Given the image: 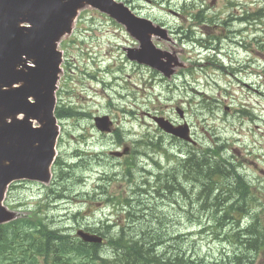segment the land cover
<instances>
[{"label":"rangeland","instance_id":"rangeland-1","mask_svg":"<svg viewBox=\"0 0 264 264\" xmlns=\"http://www.w3.org/2000/svg\"><path fill=\"white\" fill-rule=\"evenodd\" d=\"M168 2H171V8L180 11L181 8L178 7L182 3H188L190 6L193 0H168ZM135 3L138 11L143 12L144 16L148 14L167 25L176 22L174 18L159 11L156 7L151 6L150 8L146 1L136 0ZM90 22L94 27L93 33L90 31L86 32L77 47L70 49L75 61L74 65L76 63V70L72 73L76 74V77L80 75V78L86 75L85 72L89 75L99 76L93 70H97L98 66H94L89 71L85 69L87 57L94 56L91 53L94 46H89V51L86 52V46L92 37H94L92 40L94 45L97 43L102 45V51L108 41L112 45L133 46L132 44H134L122 30L96 13H93ZM240 27H246V25L233 23L235 30ZM260 35H262L261 32H252L249 38L251 44H255ZM245 37H247L246 33ZM236 52L240 58L250 57L248 52H243L240 49L236 48ZM113 55L118 56L116 53H113ZM262 55L264 56V54ZM106 64L105 62L101 68H104ZM246 67L248 71L245 77L240 79L241 82L239 83L244 81L243 84L249 85L252 93H255L254 95L250 93L249 90L251 89L247 87L244 89L230 80L229 88H238V91L229 94L227 99H224V96H221V91L215 89L212 85V91L208 90V93L212 94L215 99L205 105L206 101L201 98H204V96L198 94L201 97L194 98V101L197 103L202 102L203 104L201 103L197 107L193 105L194 124L199 122V118L201 123L197 127L202 133L206 131L207 124L201 120V113L206 114L208 108L220 100H224L227 102L226 105L230 106L232 104L236 108H242L244 105L252 103L256 108L254 110L251 108L250 110L255 111L261 119V121L247 120L241 118V115L238 114L230 123L225 124L218 121L216 128L219 131V138L215 139V141L204 142V145L208 146L210 143L217 145L221 141L236 140V143L230 144V147L225 148L222 145L221 149L224 152L226 151L225 156L230 152L232 156L239 157V159H253L249 165L238 162L231 163L242 174L241 178L237 177L231 182H223L222 185V188L228 191L225 195H229L236 187L243 188L245 183L249 187H253L251 198H248L249 206L244 211L235 213L233 216L235 220L231 218L220 220V217L226 212L221 210L222 206L229 207L231 205L230 195L225 197L220 194L221 192L213 191V185L197 187L194 180H188L192 182H185L186 186L184 185V181H187V178L183 176V172L189 169L190 163H188L187 159L183 160L177 152L178 162L171 158L173 154L168 148L169 152L166 156L160 155L158 159L146 160L140 157V152L134 147L136 153L132 159H135V162L139 159L137 166L128 165L130 163L126 159H114L116 160L114 161L108 157L110 151L116 149L114 144H108L105 141L95 142L90 138V135L97 136V134L87 122L84 120L75 121L74 119L60 122L61 137L59 140V155L67 163L68 168L70 167L71 177L65 176L60 183V187L57 185L52 186L51 189L54 190V194L51 197H45L50 189H46L48 186L41 187L35 184L23 185L19 183L9 190L5 205L16 212L18 216H24L29 213L28 207H32L33 204L42 201L46 207L51 206L49 217L55 222L47 221L49 224L55 225V228L69 230V233L76 234L78 229L76 227L81 226L92 230H100L113 238L117 237L115 233L119 227L107 228L105 227L106 222L115 224L117 217L124 215L125 212L121 211L120 208L114 207L113 203H109V205L106 202L107 197L118 198L120 202L128 196L140 197L138 200H143L146 203L145 205H140L142 211L136 217L131 213L129 219L120 222V224L122 226L125 225L128 235L132 233L129 235L130 237L136 235L135 239L137 241L146 244L150 243L154 249V254L157 256L185 257L186 262L188 259H192L197 263L225 264L234 257L235 253L242 252L243 255L248 256L244 264H264V243L258 245V247L251 244L252 246L249 245L246 251L244 247H241L242 242L238 236L240 232H245L252 223H255L256 228L259 227L260 233L264 235V171H260L264 167H255L254 162L257 161L258 155L260 156V146L264 147V98L258 92H255L256 90L264 94V68L260 65L257 66L256 63L254 69L259 70V74L255 76L251 74L253 68ZM134 69L133 66L129 67L126 65L125 70H122L124 71L122 76H128V79L126 78L127 82H125L127 84L125 93L128 98L125 101L121 102V93L117 88L112 89L113 104L110 107L106 105V102H100L101 88L96 89L94 93H90L87 102L82 96H79L82 110L108 114L115 119L117 124H120L123 130L122 135L126 134L123 137L128 139L124 142L125 145L136 144L133 136H136L137 140L141 139V137H155H151L147 133L149 130L146 128L145 110L148 107L159 105V101L153 98L152 101L145 100L143 97L146 94L148 96L159 91L158 95L163 99L160 101V106L165 110L170 105L178 106L180 101L184 99L183 92L182 95L177 96L176 94L174 97L162 92L161 90L165 85L155 81L151 83L149 81L151 77L147 78L145 76L142 82L137 83V79L140 77L136 73H132ZM151 74L154 75L155 73H150V76ZM86 78H89V76H86ZM87 83L88 81L84 78L77 86H74L76 84L74 82L72 89H75L77 94L83 93V90L88 86ZM178 83L180 85V82ZM92 85L94 86V84ZM151 87L153 90L150 89ZM187 88L186 94L193 93L191 92L193 87L188 85ZM196 91L199 92L198 90ZM131 100H136L135 104H132L134 102L132 101L131 103ZM92 101L99 102V106L96 107ZM223 106L224 104L222 103L216 105L217 108ZM184 108L186 109L187 107ZM122 111L124 114H122ZM190 113H188V116L192 118ZM248 116L250 115L248 114ZM82 117L86 118L85 115ZM174 117L176 118L175 113ZM217 117H223L222 113H216L214 120ZM256 124L258 126L254 129ZM233 130L235 134L232 132ZM240 132H242V135L239 134ZM112 137L107 136L109 140ZM81 152L82 157L77 156V158L71 159V156L73 157L77 153L81 154ZM209 152L214 153L212 151ZM221 154L222 152L218 150V155ZM198 160L202 164L200 165L201 170L205 171L206 168H210L209 161ZM204 163H209V165H204ZM218 165V162L213 163V166ZM193 169L191 172H195L199 168L196 165ZM66 171L63 172L66 173ZM169 176L171 178L173 176L176 177L183 189L176 192L173 197L165 196L160 190L168 182ZM202 177H207V175H202ZM261 177L263 178L261 179ZM145 182L148 183L146 186L143 185ZM177 186L175 185V187ZM171 188L175 191L174 187ZM60 191L64 195L73 196L66 198L67 200H57V195L60 194ZM186 192L187 194H185ZM245 202L247 203L245 197H241L240 201L237 202L242 210L246 206ZM137 203L140 202L137 201ZM67 209L70 211L69 216L64 215ZM136 209L139 210L137 207ZM78 212L80 214L74 218V215ZM257 233V230L252 231L253 235L249 233V240L251 239L250 237H254ZM155 238L160 239L155 241ZM262 241H264V238ZM107 247L106 253L109 254L112 248L109 247V244ZM227 257H229L228 260Z\"/></svg>","mask_w":264,"mask_h":264},{"label":"water","instance_id":"water-1","mask_svg":"<svg viewBox=\"0 0 264 264\" xmlns=\"http://www.w3.org/2000/svg\"><path fill=\"white\" fill-rule=\"evenodd\" d=\"M10 15L18 17L11 22L8 14L4 13L3 18L8 28L14 30L15 23L18 21L21 22V19L19 18L20 15L15 13H10ZM4 64V61L0 60V67L4 66ZM3 97L4 96L0 90V109L3 106L1 101L3 100ZM3 115L4 113H2L0 117L2 118ZM31 139L44 143L49 150L52 146L53 137L44 139L34 136ZM31 139L24 138L22 141L18 142L10 133L0 136V186L9 178L17 176L27 175L41 179L47 178L48 162L44 156L35 152ZM7 162H9V164H7Z\"/></svg>","mask_w":264,"mask_h":264},{"label":"trees","instance_id":"trees-1","mask_svg":"<svg viewBox=\"0 0 264 264\" xmlns=\"http://www.w3.org/2000/svg\"><path fill=\"white\" fill-rule=\"evenodd\" d=\"M207 184H208V181H204V185H207ZM172 189L173 188H171L169 191H172ZM219 205H221V204H219ZM24 229L25 228L22 226H16L14 229H11L9 231H1V229H0V237H4V240H0V244H2L3 242H7V243L13 245V244L21 242L23 240L24 241L29 240V242H30V240L32 238H34L35 235L33 233H28V232L24 231ZM39 235H40V239L38 242L40 244L42 243V245L44 243L45 246H47L49 243H51L49 237L55 236L54 233H50V232L39 233ZM257 235H258V233H257ZM57 241L61 242L60 239H58ZM65 247H67V245H65ZM23 250L27 251V248L23 247ZM43 250L44 249L42 247L39 249V251H43ZM77 252H78V254H82L86 251L83 249H77ZM135 252H137V251H135ZM135 252L130 251V249L127 247L124 251V255L127 259H132L133 257H137V256L140 257L141 256V254L139 252H138V255L136 256L137 253H135ZM69 253L73 254V251L71 250V251H69ZM74 254H75V252H74ZM79 257H80V255H78V258Z\"/></svg>","mask_w":264,"mask_h":264},{"label":"bare ground","instance_id":"bare-ground-1","mask_svg":"<svg viewBox=\"0 0 264 264\" xmlns=\"http://www.w3.org/2000/svg\"><path fill=\"white\" fill-rule=\"evenodd\" d=\"M25 11H26V9H24ZM209 151H212V150H209ZM212 152H214V151H212ZM213 154H215L217 157H220V155H218V152H214ZM190 183V182H189ZM189 185V184H188ZM194 187V186H193ZM176 188V187H175ZM204 189V188H203ZM206 189V188H205ZM172 191H173V189H172ZM172 191H168L169 193H171ZM218 191V190H217ZM208 193V192H207ZM218 193V192H217ZM175 194V193H174ZM173 197V196H172ZM158 217V216H157ZM130 225V224H129ZM150 225V224H149ZM155 227V226H154ZM159 227V226H158ZM132 231V230H131ZM142 232V231H141ZM162 233V232H161ZM132 234V233H131ZM130 233H129V235H131ZM145 234V233H144ZM136 236V235H135ZM135 236H131V238H135ZM138 247H140V248H144V245H142L141 243H140V246H138ZM156 251V250H155ZM159 251V250H158ZM166 256V255H165Z\"/></svg>","mask_w":264,"mask_h":264}]
</instances>
